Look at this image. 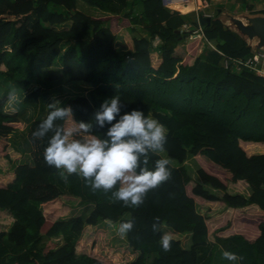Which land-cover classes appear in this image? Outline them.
<instances>
[{
    "label": "trees",
    "instance_id": "obj_1",
    "mask_svg": "<svg viewBox=\"0 0 264 264\" xmlns=\"http://www.w3.org/2000/svg\"><path fill=\"white\" fill-rule=\"evenodd\" d=\"M78 1L106 15H86ZM235 1L253 9L248 0ZM187 15L165 9L161 0H0V72L24 93V107L41 105L65 79L86 83V97L62 105L72 107L75 121L90 122L102 101L119 94L124 111L142 109L168 129L165 157L157 153L152 161L168 158L172 170L139 208L113 203L111 193L91 191L75 174L65 184L44 161L46 140L31 143L49 108L26 123L18 111L5 109L9 99L0 96V171L12 169L8 181L0 176V210L13 217L8 231L0 232V264H210L216 248L243 256L241 264H264V151H250L264 149V77L244 66H222L223 57L207 42L233 60L245 61L253 52L215 16L200 40L184 44L187 33L180 30ZM121 29L133 35L131 51L114 47ZM16 57L29 64L28 76L18 72ZM106 128L94 127V133ZM25 130L31 161L17 162L10 136ZM189 158L197 164V183L184 166ZM237 184L245 191L232 192ZM67 195L89 211L59 219ZM198 202H221L224 224L210 233V209H199ZM129 218L136 226L126 245L105 257L98 246L108 245L114 226ZM164 232L173 234L167 252L159 244ZM58 235L64 244L57 247L51 238ZM209 242L225 248L209 249Z\"/></svg>",
    "mask_w": 264,
    "mask_h": 264
},
{
    "label": "clouds",
    "instance_id": "obj_2",
    "mask_svg": "<svg viewBox=\"0 0 264 264\" xmlns=\"http://www.w3.org/2000/svg\"><path fill=\"white\" fill-rule=\"evenodd\" d=\"M16 91L13 86L9 99H15ZM47 107L48 115L31 133V143L46 140L44 161L57 170L58 178L65 184L75 174L91 191L111 193L113 203L139 208L150 192L171 179L168 158L152 161L154 154L165 151L168 129L142 109L124 111L126 105L119 94L102 101L90 122L75 121L72 107L62 105L59 100L53 99ZM58 121L70 126L65 127ZM106 126L103 134L94 133V127L104 129ZM158 225L157 217L152 224L154 232L159 231ZM135 226V221L129 218L119 223L117 234L127 237ZM172 242L171 232L160 235L163 251H170ZM222 257L230 264H241L244 259L228 250H222Z\"/></svg>",
    "mask_w": 264,
    "mask_h": 264
},
{
    "label": "rangeland",
    "instance_id": "obj_3",
    "mask_svg": "<svg viewBox=\"0 0 264 264\" xmlns=\"http://www.w3.org/2000/svg\"><path fill=\"white\" fill-rule=\"evenodd\" d=\"M236 3L234 0H224L223 2H220L218 4L214 5H209L208 9H203L200 11V14H204V13H209L212 16H217V9H221L222 12H227L230 13L231 15H240V14H245V8L244 6L240 5V9H234ZM253 7L255 10L260 9L261 7H264V0H253ZM139 9V6L137 7ZM77 9L81 12H83L86 15L89 16H94V17H100V16H104L106 15V13L101 12L95 8H92L90 6H88L87 4L83 3L82 1H78L77 2ZM252 14V13H250ZM193 16H195L194 14L190 13L185 17L186 23L188 24V27L190 30H194L196 29V25L192 24V21H194ZM137 31L139 32V29H137ZM132 34L127 31L126 29H121L118 34H117V41L114 45L116 50H124V51H131L132 50ZM190 42L193 41H188V40H184V44H188ZM153 59V64H156V56L153 55L152 56ZM15 65L18 68V72L22 74L23 77H26L30 74L29 70H30V66L29 64L22 58V57H16L15 58ZM0 71H5V68L0 67ZM264 74V71H263ZM261 77H264V75H262ZM13 86H15L16 88V97L15 99H9L8 97V93L9 91L13 88ZM59 91L54 92L53 94L48 95L44 102L36 107H24L21 103V99L24 93H22V91L17 87V85H15L14 83H12L11 81H9L5 74H2L0 72V96L1 97H8V101L5 105V109H7L10 113L13 112V108L18 111L21 115H23V118L25 119L26 123H29L31 120L33 119H37L41 116H43V113L45 111L48 104H50L52 102L53 99L59 100L62 104L65 103L68 99L70 98H75V97H86L88 94V91L90 90L89 85H87L86 83H74V82H70L67 79H65L62 83L61 86L58 89ZM25 131H16L14 134L11 135L10 138V148H12L13 150H15L16 152L20 153L21 155L23 154V147L25 148V146L27 145L25 143V139H26V132ZM16 146V147H15ZM20 146V147H18ZM251 153H258L261 151H264V149H252L250 150ZM15 154V153H14ZM160 155H162L163 157H165V153L161 152ZM16 155H14L15 157ZM23 161H31V156L30 155H26L25 158L23 159ZM171 164L176 165L174 162H171ZM184 166L188 169V174L189 176H191L192 181L194 183H197V177L195 175V172L197 170V164L196 162L189 158L185 163ZM1 167V166H0ZM12 172V169H6V170H1L0 171V176H3V179L5 178L6 180L3 181H8L9 179V173ZM2 181V180H1ZM1 183V182H0ZM193 186V184L188 185L187 187V191L188 193L190 192L191 187ZM245 186L243 184H237V185H233L230 187V190L232 192H243L245 191L244 188ZM212 191V190H211ZM235 192V193H236ZM214 193H217L219 196L221 195L220 192L215 191ZM67 200V199H66ZM76 202L78 204H76ZM80 201H74L72 200V203L69 204L68 206L64 204V208H61V212L58 215L59 219H65L71 215H81L83 216L85 213H87L90 209V207H87L84 205L80 204ZM197 207L200 209V202L196 203ZM208 208L209 210V214H211L210 218H209V222L207 223L208 226V231L211 233L214 229L221 227L224 224V221L222 218H219V216L221 217V210L224 209V206L221 202H213V203H209L205 205H202V208ZM69 212V213H68ZM13 223V217L12 215L7 212V211H3L0 210V232H7L9 227L11 226V224ZM105 224L101 223L99 227H103ZM117 228L118 225H115L113 228L114 233L112 234L111 240H109V244L105 245L104 247H100V245L98 246L99 250L101 251L100 253H104L105 257H109L110 256V249H120L122 250V248L126 245V240L125 237H120L117 234ZM96 229H94L93 231H95ZM93 231L91 233H93ZM92 236V235H91ZM99 233L97 235H93L94 240L99 237ZM51 241L58 247L62 244H64V240L62 238L61 235L55 236L53 238H51ZM97 240H95L96 243ZM100 242H102L101 237L99 239ZM183 242L184 238L182 239ZM181 241V242H182ZM102 244V243H101ZM102 246V245H101ZM208 248L210 249L212 246L218 247L219 248H225V246L219 244V243H214V242H209V244L207 245ZM94 247V246H93ZM99 254V252H97ZM114 257H117V255H114ZM212 257H216V262H212L210 264H230L229 261L223 259L222 257V250L216 248L213 252H212ZM112 259V257H111ZM262 261H264V257L261 258ZM108 262L110 264H113L114 262H112L111 260H108ZM147 264H150V259L148 260ZM207 264V263H206Z\"/></svg>",
    "mask_w": 264,
    "mask_h": 264
},
{
    "label": "water",
    "instance_id": "obj_4",
    "mask_svg": "<svg viewBox=\"0 0 264 264\" xmlns=\"http://www.w3.org/2000/svg\"><path fill=\"white\" fill-rule=\"evenodd\" d=\"M216 19H219L224 26L236 32L252 52H264V14H240L231 15L217 9ZM213 16L198 14L194 18V23L201 28L210 25Z\"/></svg>",
    "mask_w": 264,
    "mask_h": 264
},
{
    "label": "built area",
    "instance_id": "obj_5",
    "mask_svg": "<svg viewBox=\"0 0 264 264\" xmlns=\"http://www.w3.org/2000/svg\"><path fill=\"white\" fill-rule=\"evenodd\" d=\"M161 3L165 9L178 12L179 14H181L179 11H177L176 9H173L174 5L181 4V5L187 6V5H189V3H193V5H194L193 10L187 14L193 13L195 15V17L198 14H200L201 10L207 9L209 7V3L204 1V0H161ZM181 15H185V14H181ZM204 15L212 16V15H208L206 13H204ZM180 31L187 33L185 39L188 41L200 40L203 37L202 28L198 25H196V29L190 30L188 25L184 24ZM207 44L209 45V47L212 50L216 51L219 55H221L223 57L222 66L224 68H227L229 66V64L233 65L235 67V69H237V70L239 68H241V66H244V67H247L248 69L254 71L255 74H257L258 76L264 75L263 74V71H264V52H255V53H253V55L250 58L246 59L245 61H240V60H233V59H229V58L225 57V55L223 53H221L220 51H218L211 43L207 42Z\"/></svg>",
    "mask_w": 264,
    "mask_h": 264
},
{
    "label": "crops",
    "instance_id": "obj_6",
    "mask_svg": "<svg viewBox=\"0 0 264 264\" xmlns=\"http://www.w3.org/2000/svg\"><path fill=\"white\" fill-rule=\"evenodd\" d=\"M224 0H212L210 3H209V5H216V4H218V3H220V2H223ZM235 1V0H234ZM235 3H236V5H235V7H234V9H240V5L241 4H239V3H237L236 1H235ZM248 5H251V6H253V0H248ZM208 9V8H207ZM264 10V7H261L260 9H258V10H255L254 9V7H253V9L250 11V10H247V9H245V14H250V13H252V14H258V13H260L261 11H263ZM206 14H208V15H211V14H209V13H206ZM140 32V31H139ZM141 35H144L143 33H140ZM9 112V111H8ZM13 112H16V110L13 108ZM24 133H26V132H24ZM11 137V136H10ZM16 147V146H15ZM18 147H20V146H18ZM23 154L21 155L20 153L19 154H16L17 155V157H16V159H17V162H24L23 161V159L25 158V156L26 155H29L30 154V146L29 145H26L25 146V148L23 147ZM160 154V153H159ZM162 156V155H161ZM163 157V156H162ZM0 164H1V168L3 169V168H5V165H4V163H2V161H0ZM0 168V169H1ZM64 198H66L67 199V202L69 203V204H71L72 203V200H76V201H79L77 198H75V197H73V196H64ZM64 202V201H63ZM67 203V204H68ZM76 204H78L77 202H76ZM202 205H204V204H202ZM201 205V206H202ZM206 205V204H205ZM68 206V205H67ZM69 213V212H68Z\"/></svg>",
    "mask_w": 264,
    "mask_h": 264
},
{
    "label": "bare ground",
    "instance_id": "obj_7",
    "mask_svg": "<svg viewBox=\"0 0 264 264\" xmlns=\"http://www.w3.org/2000/svg\"><path fill=\"white\" fill-rule=\"evenodd\" d=\"M193 8H194L193 3H189V5H187V6H184V5H181V4H176V5L173 6V9H176L181 14H187L190 11H192Z\"/></svg>",
    "mask_w": 264,
    "mask_h": 264
}]
</instances>
